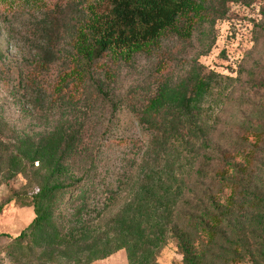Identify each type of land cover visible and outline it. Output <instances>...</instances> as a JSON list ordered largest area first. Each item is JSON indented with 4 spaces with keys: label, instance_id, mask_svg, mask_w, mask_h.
<instances>
[{
    "label": "trees",
    "instance_id": "1",
    "mask_svg": "<svg viewBox=\"0 0 264 264\" xmlns=\"http://www.w3.org/2000/svg\"><path fill=\"white\" fill-rule=\"evenodd\" d=\"M256 1L54 0L32 13L22 42L28 55L15 86L32 118L50 125L36 135L0 137V186L7 203L31 207L34 214L18 234L0 233L10 240L7 252L16 263L91 264L124 249L129 264H149L167 236L189 257L191 236L181 227L186 209L180 202L185 190L193 194L189 175L145 169L140 195L115 209V190L100 189L95 180L102 143L89 144L82 116L70 113L84 100V115L99 107L113 118L127 103L154 153L189 150L195 176L207 173L217 149L205 132L203 104L215 73L195 61L177 80L160 79L152 93L139 90L123 98L114 95L115 73L102 60L130 61L166 33L188 41L204 24L224 18L230 5ZM13 2L0 0V14L3 3ZM262 9L264 15V2Z\"/></svg>",
    "mask_w": 264,
    "mask_h": 264
},
{
    "label": "rangeland",
    "instance_id": "2",
    "mask_svg": "<svg viewBox=\"0 0 264 264\" xmlns=\"http://www.w3.org/2000/svg\"><path fill=\"white\" fill-rule=\"evenodd\" d=\"M54 0H14L3 3L0 14V137L21 132L38 134L50 125L32 118L20 101L16 76L28 52L22 42L31 30V15L43 3ZM264 0L250 5L232 4L224 18L204 24L185 41L166 33L158 44L130 61L104 66L115 73L112 90L127 98L135 91L152 93L160 79L175 81L197 61L215 73L212 91L203 104L205 132L215 145L216 159L208 172L196 177V164L174 148L154 153L147 145L130 106L112 118L96 107L83 114V101L74 115L85 121L89 144H101L95 180L99 188L110 185L117 193L115 209L138 197L145 169L154 173H178L193 190L184 191L181 204L183 233L191 236L189 257L174 238L167 236L149 264H264ZM127 101V100H126ZM193 168L194 170H191ZM222 171L225 179H220ZM188 197V198H187ZM184 198L188 201L184 204ZM180 204V205H181ZM31 207L7 203L0 186V233L18 234L33 219ZM93 219L94 214H93ZM7 238H0V264H18L8 254ZM91 264H129L120 249Z\"/></svg>",
    "mask_w": 264,
    "mask_h": 264
}]
</instances>
